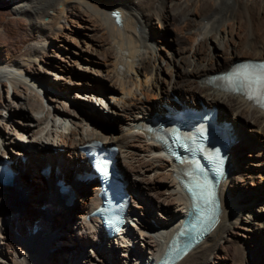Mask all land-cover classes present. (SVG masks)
Returning <instances> with one entry per match:
<instances>
[{
    "label": "bare ground",
    "instance_id": "obj_1",
    "mask_svg": "<svg viewBox=\"0 0 264 264\" xmlns=\"http://www.w3.org/2000/svg\"><path fill=\"white\" fill-rule=\"evenodd\" d=\"M5 1L10 0H0V109H7L1 101L4 98L25 105L32 114L27 115L23 106H15L14 111L20 112L18 120L6 117L0 110V139L4 135V147L20 146L15 151L18 160L0 157V163L6 161L15 172L12 186L0 184L2 258L14 264H80L83 254L88 264H151L162 256L191 208L179 184L183 178L180 169L148 127L155 116L167 113L168 106L180 109L187 105L218 108L219 120L229 123L237 142L230 153L229 174L219 187L220 223L178 264H219L211 258L219 250L225 254L216 256L231 264H264V154H255L258 167L248 158L253 149H264V109L244 95L213 86L209 81L211 76L228 72L237 63L264 60V0H11V7V2L4 6ZM117 10L123 14L122 25L111 16ZM237 17L247 19L245 32L240 25L229 29V22ZM172 19L181 21L183 30L190 39L198 40V45L188 52L180 47L164 57L161 50L166 49L168 40L158 41L162 32L157 34L153 24L155 20L169 23ZM69 33L83 41L87 52L102 48L115 51L108 73L114 82L112 92L119 95V87H124V91L120 89L121 97L116 98L125 118L119 136L89 127L84 119H80L82 124L74 122L75 127L58 125V119L77 117V112L59 96L48 98L54 103L52 107L45 104L40 86L47 85L39 73L46 70L43 63L69 74L66 78L55 77L63 80L56 83L60 95L70 88L93 83L75 82V72L68 71L63 63L59 65V61L54 64L57 60L50 54L54 51L49 45L57 49L64 45H53L48 39L63 38L65 43ZM145 65L151 67V73L141 81L137 71L141 74ZM95 84L88 88L91 95L99 97L104 90ZM91 95L90 102L99 100ZM33 121L37 124L32 125ZM43 123L47 126L36 131ZM1 127H13L17 135L5 136ZM23 139L30 141L29 146L22 147ZM93 140L104 147L119 148L118 171L132 197L128 222L115 237H107L98 219L90 216L101 205L97 198L99 181L88 183L79 178L91 175L79 146ZM46 141L57 146L59 155L40 153L47 150ZM65 146L70 149L68 158L63 155ZM1 151L0 144V154ZM43 169L47 171L44 173ZM26 178L33 179V183L29 184ZM249 181L256 189L245 186ZM59 182L69 188L64 200L57 196ZM23 190L33 198L30 203L21 193ZM69 198L71 203L67 204ZM77 204L86 223L79 227L80 236L62 240V249L51 241L53 228L60 226L65 235L75 216L68 220L64 213L71 212ZM243 213L247 214V224L240 226ZM35 223L42 228V237L32 235ZM235 227L243 233H235ZM226 234L239 235L244 240L227 239ZM89 246L96 251L86 249Z\"/></svg>",
    "mask_w": 264,
    "mask_h": 264
},
{
    "label": "rangeland",
    "instance_id": "obj_2",
    "mask_svg": "<svg viewBox=\"0 0 264 264\" xmlns=\"http://www.w3.org/2000/svg\"><path fill=\"white\" fill-rule=\"evenodd\" d=\"M11 2V3H9ZM9 2H4V6L7 5L9 3V7H11L14 2L13 1H9ZM200 5L196 6L199 7ZM195 7V8H196ZM3 17V16H2ZM46 21L49 20V18L47 17L45 19ZM232 23V24H231ZM235 23V24H234ZM229 24L231 25L229 27L233 28L234 25L235 27H237V25L241 26V31L245 32V30H247V25H248V21L246 18L244 17H237L235 20L230 21ZM246 25V26H244ZM166 27V28H165ZM184 24L180 21L178 22L177 20L172 19V21H170L169 23L164 22V21H160V20H155L154 24H153V30L156 31V33L158 34V32H162L161 37H159L158 41L161 39H165L168 40V46H165L164 48H166L165 50H161V54L164 57H169V55L174 54V50H177L178 48H182L185 49V51H189L190 48H192V46H197L198 45V40H192L189 38V35L187 34V32L185 30H183ZM76 28V27H75ZM246 28V29H244ZM79 31H83L80 30L78 27L76 28ZM158 31V32H157ZM68 38L65 39V43H63L61 38V41H56L53 39H48V40H52L53 45L54 43L57 44H63L64 47L63 48H55L56 46H52L49 45V49L52 48V51H50V54H52V57H54L53 59L57 60L54 61V64H58L60 65V63H63L65 68L68 71H73L75 72V74L72 76L73 79L75 80V82H79L81 80H86L88 82H90L91 80H93V83H90V85L88 86V84H86L85 86H78L81 88H74V89H68L66 91L65 94L60 95L59 92L56 90V83H61L63 82V80H55L56 76H61L63 78H66V75H69L67 73H64L62 71H60L59 68H56L54 66H50L49 68L45 66V64L43 63V68H45L46 70H43L44 72L42 73L41 71H39L40 76L42 78H45V86L44 88H41V94L43 95L44 99H45V104L48 106L51 104V107L54 103H52V101L48 98H57L58 96L68 104L69 108L75 112H77L78 116H74L72 115L70 117V119H65V120H59L57 121L58 125H61V123H63L67 128L68 127H75L74 126V122H79L81 123L82 120L80 119H84L85 123L90 126L96 127V128H102L104 131H109V132H113L116 135H120V133H122L120 126L123 123V121L125 120V118L123 116H121L124 111L121 108V103L116 102V98H120L122 94H120V91H124V87H119V95L115 94L114 92H112L110 89L114 88V82H111V79L109 77V73H108V68H110V65L113 61V54L114 53L111 52L110 50L106 49V48H102V49H97V51L95 52H87L86 51V45H84L83 41H81L78 37H76L75 35H73L72 33H69ZM70 37V38H69ZM105 38V37H104ZM68 39V40H67ZM55 41V42H54ZM180 41V42H179ZM158 43V42H157ZM159 46H162L159 42ZM172 46V48H170ZM13 49H15V47H12ZM188 48V49H187ZM61 49V50H60ZM187 49V50H186ZM84 51V52H83ZM99 51V52H98ZM251 52V50H249ZM112 55V56H111ZM116 55V54H115ZM57 56H59V58H63L62 60H60L59 58H56ZM169 59V58H168ZM112 60V61H111ZM79 61V63H75ZM109 65V67H108ZM146 67V65L144 66ZM124 69H126L124 67ZM166 67H165V73H166ZM48 71V73L46 72ZM137 71V70H136ZM168 71V70H167ZM151 73V67L148 65L146 68H143L141 71V74L138 73L139 75V79H141V81L145 80V75L146 74H150ZM168 74V73H167ZM109 77V78H108ZM100 81H103V84H101L100 86ZM96 83V84H95ZM92 84H95L94 86L101 87L104 90L103 95L97 97L96 95H91L92 94V90H90L88 87H92ZM121 89V90H120ZM43 90V91H42ZM9 95L8 91L6 93L5 90V96ZM114 94V95H113ZM7 95V96H8ZM94 96L95 98H98L99 100L94 101V102H90V99L88 96ZM76 96H80L78 99L76 98ZM104 96V97H103ZM2 98L1 101L3 103H5V110H3V114L6 117H12V118H16L18 120H20V117L17 116V114H19V110L14 111V108H16L15 106H17V108H20L23 106V108H25V113L27 115H31L32 112L26 110L27 107L25 105H22L21 103H15L13 104L10 99L6 101V99ZM96 100V99H94ZM101 100V101H100ZM58 104V103H57ZM55 103V105H57ZM10 106L11 110H10ZM59 107H61V105H58ZM55 109L52 108V111H54ZM6 112H9V114H6ZM92 112V113H91ZM80 117V118H79ZM21 121H23V119H21ZM34 123H32V125L37 124L36 121H33ZM60 123V124H59ZM82 124V123H81ZM40 126L35 128V130H39V128H45L47 126V123H43V124H39ZM1 130L3 131V133H5V136H9L12 137V134L17 135L16 130L13 127H9L7 129H5L4 127H1ZM36 130V131H37ZM259 130V129H257ZM8 133H10L8 135ZM257 134H259V132H257ZM8 137V138H9ZM3 139H0V144H1V154L0 157L5 160H8L9 157H13L16 158L17 160L20 158L19 156H16L15 151H17L19 149L20 146H18V144H14L15 146H7L6 148L3 145V140H4V135L2 137ZM32 139V138H31ZM35 144V143H34ZM27 147L28 145H22V147ZM45 152L40 151V153H53V155H59V149L57 148L56 145H54V143L52 141H46L45 144ZM63 151V155L67 156V158L69 157V150L68 147L65 146V148H62ZM61 150V151H62ZM55 151V152H54ZM4 152V154H3ZM262 152L264 154V149H253L250 153H249V159H251L254 163L255 167H258V161H255L256 157L255 154ZM251 155V156H250ZM263 168H264V164H263ZM257 174V173H256ZM36 176V175H35ZM37 177V176H36ZM29 182V184L33 183V179H28L26 178ZM257 184L260 185V179L257 177ZM40 185V183H39ZM245 186L248 187H254V189H256V186H251V183L249 181L246 182ZM261 186L262 188H264V182H261ZM24 196H27V202H31V200L33 199L31 197L30 194L26 193L25 190H23L21 192ZM252 193V192H251ZM239 194H241V191L239 192ZM246 195V193L244 194ZM81 200V198H80ZM79 200V201H80ZM80 204V203H79ZM251 204L254 205L253 200H251ZM83 213L79 210L78 208V204L75 205V207H73V209L71 210V212L69 211L68 213H64V218L65 219H72V217L75 216V220L74 222H69L70 225V229L66 231L65 235L62 234L60 226L54 227V236L52 237L51 241L54 243H57L61 246L62 249H64V246L62 245V240L63 239H69V240H73V236L76 235L77 237L80 236L78 233L80 232V226H83V223L85 224L86 220L84 221L83 219ZM81 215V216H79ZM247 214L243 213L241 214V218H239V225L240 226H245L247 224ZM264 217V209H263V215ZM137 219V218H136ZM55 220V219H54ZM54 220H52L54 222ZM84 221V222H83ZM55 226V224H51V228ZM56 229V230H55ZM230 229V228H229ZM235 231V233H243V231L240 229V227H235L233 229ZM230 234H226V238H232V239H237L240 238V241L244 240V238L242 236H229ZM6 242H8L7 240H3ZM2 241V242H3ZM52 245V244H50ZM59 246V248H60ZM0 248H3V246H0ZM86 249H91V251L95 252L96 248L94 249L93 246H89ZM220 252L215 253L211 258L213 260V262H217L219 264H222V259L218 256H216L217 254L219 256H223L225 253L222 252V250H219ZM217 257V258H216ZM80 264H88L84 261H87V259L84 257L83 254L80 255ZM54 259V256H52L50 258L51 262L55 261L52 260ZM0 261L5 262L7 264H14L8 260H5L2 258V255H0ZM70 262V260H69ZM226 264H231L229 261H223ZM56 263V262H55ZM71 264V263H69Z\"/></svg>",
    "mask_w": 264,
    "mask_h": 264
},
{
    "label": "snow or ice",
    "instance_id": "obj_3",
    "mask_svg": "<svg viewBox=\"0 0 264 264\" xmlns=\"http://www.w3.org/2000/svg\"><path fill=\"white\" fill-rule=\"evenodd\" d=\"M219 79L224 82L225 90L244 92L249 99L264 107V62H249L234 66ZM189 191L193 195L196 206L203 203L205 199L210 200L214 195L199 180Z\"/></svg>",
    "mask_w": 264,
    "mask_h": 264
}]
</instances>
